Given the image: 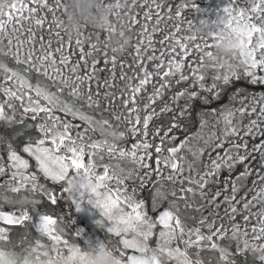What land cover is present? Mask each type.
<instances>
[{"label": "snow or ice", "instance_id": "1", "mask_svg": "<svg viewBox=\"0 0 264 264\" xmlns=\"http://www.w3.org/2000/svg\"><path fill=\"white\" fill-rule=\"evenodd\" d=\"M136 7L117 57L66 37L60 0H0V246L84 264L83 229L56 211L71 201L98 210L126 264H264V91L229 93L264 87V0L214 21L243 49L224 77L201 71L219 33L189 34L195 0Z\"/></svg>", "mask_w": 264, "mask_h": 264}, {"label": "clouds", "instance_id": "2", "mask_svg": "<svg viewBox=\"0 0 264 264\" xmlns=\"http://www.w3.org/2000/svg\"><path fill=\"white\" fill-rule=\"evenodd\" d=\"M61 28L66 37L77 40L91 37L85 42H98L101 48H107L110 55H124L136 43L137 33L128 21L134 18L137 5L141 0H115L119 7L109 6L110 0H60ZM212 32H218L213 41L211 55L204 56L201 68L205 76H230L243 71L241 63L242 46L240 37L227 29H221L214 21L194 24L190 35L208 38ZM101 227V225H97ZM147 227V226H145ZM86 253L84 264H126L119 254L118 246L113 238L103 241L90 239L86 248H80ZM4 253L5 264H68L67 254L57 256L49 247L47 255H40L41 250L31 248L18 249L11 243L0 246ZM73 264H80L79 257Z\"/></svg>", "mask_w": 264, "mask_h": 264}, {"label": "flooded vegetation", "instance_id": "3", "mask_svg": "<svg viewBox=\"0 0 264 264\" xmlns=\"http://www.w3.org/2000/svg\"><path fill=\"white\" fill-rule=\"evenodd\" d=\"M196 5L198 7H194L190 9L189 12L186 13L188 15V19L193 24H198L203 20L209 21H217L221 16H223V9L228 6L229 0H195ZM131 50V49H129ZM127 54L125 53V56ZM7 62L14 66L11 60L4 58ZM119 73V68L117 69ZM103 76V73H101ZM235 88H247L252 92L264 91V87L252 86L247 84L245 81H238L233 86L232 89H229V93ZM167 98V97H166ZM183 102V101H182ZM228 103V93H226L220 101H216L211 105H203L199 102L196 104V109L199 110L201 108H213V107H221L224 104ZM208 120L211 124L213 117L209 114ZM0 131H3V127L0 126ZM240 169L238 168L237 171ZM250 183V181H249ZM48 208L51 209V205H47ZM57 212H60L61 215L64 216L67 231L71 234H75L76 232L81 231L83 229V235L78 238L77 243L81 248L87 247V242L90 239H94L97 241H103L109 238L110 234L107 232V227H97V221L101 219V216L94 207L91 205H85L83 211L77 212L75 208V204L71 203V201H64L60 204L59 208L56 209ZM188 223H193V221H188ZM29 230H31V226H29ZM23 229L17 227V231L12 234L13 241L16 242L18 239L19 233L23 232ZM34 230H31V235L29 239L36 236ZM26 246V245H24ZM210 254H205V259Z\"/></svg>", "mask_w": 264, "mask_h": 264}, {"label": "rangeland", "instance_id": "4", "mask_svg": "<svg viewBox=\"0 0 264 264\" xmlns=\"http://www.w3.org/2000/svg\"><path fill=\"white\" fill-rule=\"evenodd\" d=\"M18 249H20V248H18Z\"/></svg>", "mask_w": 264, "mask_h": 264}]
</instances>
